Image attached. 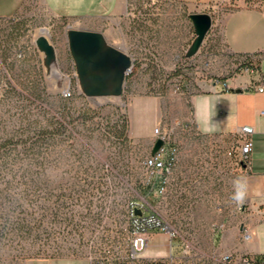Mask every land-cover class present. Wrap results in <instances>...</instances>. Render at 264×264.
<instances>
[{"label":"rangeland","instance_id":"374dc122","mask_svg":"<svg viewBox=\"0 0 264 264\" xmlns=\"http://www.w3.org/2000/svg\"><path fill=\"white\" fill-rule=\"evenodd\" d=\"M128 1L130 31L125 14L64 18L44 0H25L15 15L0 18V264L116 252L112 249L125 243L128 205L143 198L155 203L139 188L150 177L144 161L157 127L179 147L170 176V194L176 198L171 220L192 240L193 258L215 251L218 226L246 219L252 205L246 194L248 170L225 151L233 137L223 146L217 137L201 135L191 103L194 94L240 73L249 58H235L224 43V12L231 5ZM197 12L209 13L214 27L199 51L187 57L196 35L190 14ZM70 27L101 31L123 51L129 35L133 66L120 96L83 93L68 47ZM41 30L56 48L61 75L46 74L35 43ZM124 120L128 128L122 135ZM246 120L245 114L237 118L242 124ZM133 126L151 130L150 135L134 136ZM237 181L242 200L234 198ZM185 198L193 200L188 213ZM259 206L264 203L256 201L251 209ZM168 242L165 233L152 234L143 253L165 256ZM261 244L264 251V236Z\"/></svg>","mask_w":264,"mask_h":264},{"label":"crops","instance_id":"0c3cea01","mask_svg":"<svg viewBox=\"0 0 264 264\" xmlns=\"http://www.w3.org/2000/svg\"><path fill=\"white\" fill-rule=\"evenodd\" d=\"M211 4H229L231 8L224 12L223 40L228 50L234 54L250 55L256 66L250 74L240 77L244 82L241 91L225 88L220 81L213 83L212 88L198 92L191 98L195 125L203 136L217 137L226 146L225 138L242 123L237 121L239 115L245 114L247 123L255 128L253 134V150L251 168L246 180V194L249 204L256 201L264 203V93L248 88L251 82L264 78V14L261 6L254 1L245 0H201ZM25 0H0V18L15 15L23 6ZM49 10L64 18H121L125 14V29L130 28L131 14L128 0H44ZM128 37V38H126ZM125 51L132 54L129 35L125 33ZM248 113V115H247ZM134 136L145 138L150 132L131 127ZM255 135V136H254ZM239 225L228 223L220 231L219 243L213 239L217 250H232L234 252H250L264 254L261 236H264V208L252 210ZM242 223L249 224L253 229V238L241 240ZM263 227V228H262ZM27 264H91L88 258L82 256H57L34 258Z\"/></svg>","mask_w":264,"mask_h":264},{"label":"built area","instance_id":"2783aa9c","mask_svg":"<svg viewBox=\"0 0 264 264\" xmlns=\"http://www.w3.org/2000/svg\"><path fill=\"white\" fill-rule=\"evenodd\" d=\"M261 6L264 14V0H254ZM214 24L209 32L213 30ZM208 32V33H209ZM205 41V40H204ZM21 55V54H19ZM235 58H245L247 56L234 55ZM133 57V55H131ZM256 65L245 61L240 64V73L232 78L220 81L225 88H241L244 84L240 77L250 74ZM248 88L264 93V78L258 82H251ZM64 95L70 96L69 88L64 89ZM264 114V109L260 111ZM153 145L158 138L164 140L158 151L147 156L144 165L149 172V179L153 177L156 181L153 198L155 203L148 199L132 202L127 208V232L125 243L117 247L116 252L110 254H92L87 256L91 264H264V254L256 255L250 252H234L232 250H217L205 253L203 259H194L192 253L194 244L190 238L181 236L177 225L171 220L175 216L174 205L176 198H173L170 190V176L172 175L177 162L179 147L172 143L165 128L157 127L154 130ZM255 128L251 124L239 125L230 136L233 141L226 148V153L235 158L247 170L251 168L253 134ZM153 148V146H152ZM149 181V180H148ZM172 186V184H171ZM152 199V198H151ZM184 211L188 213V208L193 204L191 198L184 199ZM141 209V214H136L135 210ZM222 224L217 230L223 229ZM165 233L168 236V253L165 256H148L143 252L149 245L152 234ZM189 236H191L190 233ZM253 238V229L249 224L242 223L241 240L249 241ZM176 251V253H175ZM181 251V254H178Z\"/></svg>","mask_w":264,"mask_h":264},{"label":"water","instance_id":"95a60500","mask_svg":"<svg viewBox=\"0 0 264 264\" xmlns=\"http://www.w3.org/2000/svg\"><path fill=\"white\" fill-rule=\"evenodd\" d=\"M195 38L187 50V56L195 55L201 48L213 23L212 16L206 12L191 13ZM68 47L76 67L81 89L86 96H120L126 77L133 66L128 52L110 44L101 31L70 27L67 30ZM37 48L43 53L47 76H53V68L59 70L57 52L49 39L40 34L35 40ZM241 91V88H236ZM164 140L158 138L152 148L155 154ZM141 214V209L135 210Z\"/></svg>","mask_w":264,"mask_h":264},{"label":"trees","instance_id":"16d2710c","mask_svg":"<svg viewBox=\"0 0 264 264\" xmlns=\"http://www.w3.org/2000/svg\"><path fill=\"white\" fill-rule=\"evenodd\" d=\"M231 54H233V56L234 55L247 56V57H249L248 58V61H250V62L253 61L252 56H250V55H242V54H234V53H231ZM187 57H189V56H187ZM254 68H255V66H254ZM116 125L118 126V124H116ZM127 128H128V124H127L126 120H124L123 123L121 124L120 133L122 135H124L125 134V131L127 130ZM3 156L6 157V155L4 153H2L1 157H3ZM156 185L157 184H156L155 179L153 177H151L146 184L140 186L139 190L144 195H148L150 198H156V197H153V193H154V189H155ZM213 239H214L215 243L218 244L219 243V240H220V233L219 232H215V234L213 236Z\"/></svg>","mask_w":264,"mask_h":264},{"label":"clouds","instance_id":"9594fccd","mask_svg":"<svg viewBox=\"0 0 264 264\" xmlns=\"http://www.w3.org/2000/svg\"><path fill=\"white\" fill-rule=\"evenodd\" d=\"M236 188H237V190H236L234 198L237 200H242L245 193H244V191L241 190V186H240L239 181L236 182Z\"/></svg>","mask_w":264,"mask_h":264},{"label":"bare ground","instance_id":"6f19581e","mask_svg":"<svg viewBox=\"0 0 264 264\" xmlns=\"http://www.w3.org/2000/svg\"><path fill=\"white\" fill-rule=\"evenodd\" d=\"M46 30V29H45ZM45 30H41V32L43 33V35H45ZM54 72L58 75H61L60 74V71H58V69H55V67L53 68ZM53 73V72H52ZM63 76V75H62Z\"/></svg>","mask_w":264,"mask_h":264}]
</instances>
